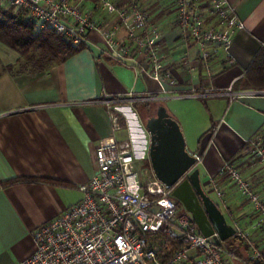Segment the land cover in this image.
Masks as SVG:
<instances>
[{"label":"crops","instance_id":"1","mask_svg":"<svg viewBox=\"0 0 264 264\" xmlns=\"http://www.w3.org/2000/svg\"><path fill=\"white\" fill-rule=\"evenodd\" d=\"M227 1L244 29L231 37L230 59L221 45L208 44L210 58L204 61L199 46L184 43L179 34L174 0H140L148 28L160 35L159 60L176 86L155 81L141 58L120 62L109 56L97 32L87 36L79 53L38 73L3 71L19 58L12 61L11 51L0 43V264L29 257L32 231L81 199L78 188L97 171L98 141L130 139L137 159L148 157L149 139L135 104L119 108L121 129L113 133L101 103L128 94L155 97L152 107L166 108L180 127L186 151L202 153L198 169L204 191L227 224L236 223L253 236L264 255L260 214L226 182L224 210L207 185L230 162L264 203V160L250 158L256 137L264 147V83L247 77L256 56L264 53V0ZM238 247L235 262L241 263L249 251Z\"/></svg>","mask_w":264,"mask_h":264},{"label":"built area","instance_id":"2","mask_svg":"<svg viewBox=\"0 0 264 264\" xmlns=\"http://www.w3.org/2000/svg\"><path fill=\"white\" fill-rule=\"evenodd\" d=\"M176 23L184 43L191 41L207 61L208 44L222 46L230 59L231 37L244 29L227 0H174ZM0 7L25 13L38 31L47 29L73 46L100 34L106 53L120 62L145 60L152 78L176 86L157 53L160 35L148 28L146 8L140 0H0ZM155 97L105 98L112 132L119 131V108L152 103ZM117 113V114H116ZM256 158H263L262 138H255ZM148 152V151H147ZM195 164L202 153L191 154ZM95 175L78 188L81 199L31 237L33 253L17 264H231L237 257L217 237L202 236L190 215L179 210L172 190L156 179L151 169L142 177L132 140H100L94 148ZM224 182L264 222V203L242 171L226 162L208 178L209 191L224 210ZM235 237L249 251L242 264H264L256 241L234 223Z\"/></svg>","mask_w":264,"mask_h":264},{"label":"water","instance_id":"3","mask_svg":"<svg viewBox=\"0 0 264 264\" xmlns=\"http://www.w3.org/2000/svg\"><path fill=\"white\" fill-rule=\"evenodd\" d=\"M141 124L149 139L147 155L151 171L166 189L172 190V197L190 215L198 232L223 242L234 238L235 230L227 224L217 205L204 191L199 169H194L181 180L195 164V159L186 151L180 127L166 108L158 106L153 115Z\"/></svg>","mask_w":264,"mask_h":264},{"label":"trees","instance_id":"4","mask_svg":"<svg viewBox=\"0 0 264 264\" xmlns=\"http://www.w3.org/2000/svg\"><path fill=\"white\" fill-rule=\"evenodd\" d=\"M0 43L20 57L16 70L12 65L3 68V71L12 75L14 71L42 72L50 64L64 63L83 49V45L73 46L53 31L47 29L38 31L35 23L25 13L8 7H0ZM247 77L251 81L260 78L261 83H264V53L256 56ZM154 104L137 103L135 106L142 117L149 113L148 109ZM231 241L241 246L236 239L232 238ZM231 252L236 257L239 255L238 251Z\"/></svg>","mask_w":264,"mask_h":264},{"label":"rangeland","instance_id":"5","mask_svg":"<svg viewBox=\"0 0 264 264\" xmlns=\"http://www.w3.org/2000/svg\"><path fill=\"white\" fill-rule=\"evenodd\" d=\"M6 49H7V48H6ZM10 51H11V50H10ZM10 53L12 54V57H11V60H12V61L14 60L15 57H16V58H20V57L14 52V51H11ZM16 55H17V56H16ZM22 62H23V60H22ZM10 65H12V66H13V69L16 70L17 66L14 65V61H13ZM133 107H134L135 111L138 112L136 106L134 105ZM152 109L155 110L154 107H152ZM138 113H139V112H138ZM116 114H117V113H116ZM261 145H262V144H261ZM255 151H256V149L254 148V149L252 150L251 154H250V158H251L252 160L256 158ZM144 153H145V152H144ZM136 167H137V170H138L139 174H140L142 177H144L145 175H144L143 171H144V170L149 171V170L151 169V167H150V163H149V160H148V157H145V158H142V159H138V162H137ZM208 196H210V195H208ZM210 197H211V196H210ZM211 198H212V197H211ZM224 245H225L226 249L229 250V251H234V250H235V251H239V250H238V246L235 245L234 243H232L231 239H229V240H227L226 242H224ZM231 264H241V263H240V262L232 261Z\"/></svg>","mask_w":264,"mask_h":264},{"label":"flooded vegetation","instance_id":"6","mask_svg":"<svg viewBox=\"0 0 264 264\" xmlns=\"http://www.w3.org/2000/svg\"><path fill=\"white\" fill-rule=\"evenodd\" d=\"M154 112H152L150 109H149V113H146L144 115H142V117H140L142 119V122L146 121L150 116L153 115ZM177 202V207L179 210H184L182 205L176 200Z\"/></svg>","mask_w":264,"mask_h":264}]
</instances>
